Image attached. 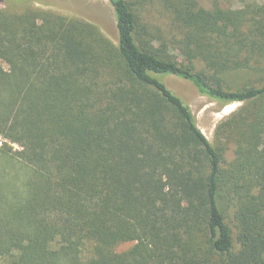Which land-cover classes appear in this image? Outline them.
<instances>
[{
  "label": "trees",
  "instance_id": "trees-1",
  "mask_svg": "<svg viewBox=\"0 0 264 264\" xmlns=\"http://www.w3.org/2000/svg\"><path fill=\"white\" fill-rule=\"evenodd\" d=\"M106 1L0 12V264H264V0ZM166 76L241 104L214 144Z\"/></svg>",
  "mask_w": 264,
  "mask_h": 264
},
{
  "label": "rangeland",
  "instance_id": "rangeland-1",
  "mask_svg": "<svg viewBox=\"0 0 264 264\" xmlns=\"http://www.w3.org/2000/svg\"><path fill=\"white\" fill-rule=\"evenodd\" d=\"M240 1L224 0L222 4L226 8H234L239 6ZM28 7L52 12L66 18L82 20L96 26L107 39L116 43L114 13L106 0H25L22 4L2 2L0 3V12L20 13ZM151 15L156 18L158 16L154 10H151ZM0 65L7 69L4 63L0 62ZM164 83L171 92L189 107L196 126L211 144H214L216 127L241 107L240 103L220 106L217 102L200 95L193 84L175 76H166ZM3 144L10 146L14 150H20L17 145L11 144L0 137V146ZM130 246L131 244H127L116 251L123 252Z\"/></svg>",
  "mask_w": 264,
  "mask_h": 264
}]
</instances>
